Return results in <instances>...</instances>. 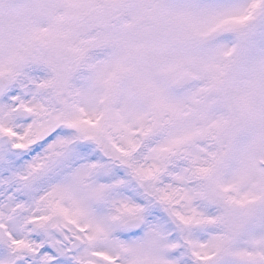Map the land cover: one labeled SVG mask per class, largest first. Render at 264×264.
Listing matches in <instances>:
<instances>
[{
  "label": "snow or ice",
  "instance_id": "snow-or-ice-1",
  "mask_svg": "<svg viewBox=\"0 0 264 264\" xmlns=\"http://www.w3.org/2000/svg\"><path fill=\"white\" fill-rule=\"evenodd\" d=\"M0 264H264V0H0Z\"/></svg>",
  "mask_w": 264,
  "mask_h": 264
}]
</instances>
